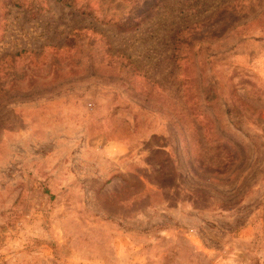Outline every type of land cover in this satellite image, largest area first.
Wrapping results in <instances>:
<instances>
[{"label":"rangeland","instance_id":"rangeland-1","mask_svg":"<svg viewBox=\"0 0 264 264\" xmlns=\"http://www.w3.org/2000/svg\"><path fill=\"white\" fill-rule=\"evenodd\" d=\"M120 235L264 264V0H0V264Z\"/></svg>","mask_w":264,"mask_h":264},{"label":"crops","instance_id":"crops-1","mask_svg":"<svg viewBox=\"0 0 264 264\" xmlns=\"http://www.w3.org/2000/svg\"><path fill=\"white\" fill-rule=\"evenodd\" d=\"M199 244V243H197ZM203 249L198 248L197 251H202ZM148 256L140 252L134 247V244L130 242V238L120 235V264H145L143 260H146ZM235 264H244L239 257L235 260ZM87 264V263H85ZM88 264H91L90 262ZM94 264V263H93ZM95 264H107L106 262H95ZM233 264V263H232Z\"/></svg>","mask_w":264,"mask_h":264},{"label":"trees","instance_id":"trees-1","mask_svg":"<svg viewBox=\"0 0 264 264\" xmlns=\"http://www.w3.org/2000/svg\"><path fill=\"white\" fill-rule=\"evenodd\" d=\"M14 4H15V1H14ZM174 33H176V34L172 35L171 40H172V42L176 43L178 41V38H179L181 32H174Z\"/></svg>","mask_w":264,"mask_h":264}]
</instances>
